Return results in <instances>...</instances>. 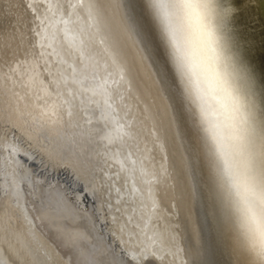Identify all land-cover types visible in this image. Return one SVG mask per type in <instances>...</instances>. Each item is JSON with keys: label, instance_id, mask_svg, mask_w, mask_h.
I'll list each match as a JSON object with an SVG mask.
<instances>
[{"label": "bare ground", "instance_id": "bare-ground-1", "mask_svg": "<svg viewBox=\"0 0 264 264\" xmlns=\"http://www.w3.org/2000/svg\"><path fill=\"white\" fill-rule=\"evenodd\" d=\"M0 1V221L18 212L28 252L37 259L52 253L61 264H252L225 187L230 179L252 194L264 182V0H218L228 13L231 50L245 71L244 106L232 109L227 146L223 130L209 134L196 113L204 217L193 245L176 258L167 249L175 201L192 227L197 207L194 192L171 178L172 153L156 114L154 46L138 0ZM11 1L18 6L12 16L3 8ZM218 87L228 86L221 78ZM172 127L186 153L181 124L174 119ZM60 205L69 211L54 216L51 209ZM134 207L143 210V224L127 242L117 225ZM6 241L0 249L20 258L7 253L5 264H20L21 249Z\"/></svg>", "mask_w": 264, "mask_h": 264}, {"label": "clouds", "instance_id": "clouds-1", "mask_svg": "<svg viewBox=\"0 0 264 264\" xmlns=\"http://www.w3.org/2000/svg\"><path fill=\"white\" fill-rule=\"evenodd\" d=\"M168 48L172 64L194 105L200 122L211 134L222 129L226 146L232 133V109L244 106L245 71L231 50L225 30L226 10L218 0H147ZM227 83L223 92L219 79ZM241 116V139L246 129ZM225 202L234 219L244 252L252 264H264V182L252 194L240 192L229 179Z\"/></svg>", "mask_w": 264, "mask_h": 264}, {"label": "rangeland", "instance_id": "rangeland-1", "mask_svg": "<svg viewBox=\"0 0 264 264\" xmlns=\"http://www.w3.org/2000/svg\"><path fill=\"white\" fill-rule=\"evenodd\" d=\"M140 2V3H139ZM146 2V3H145ZM145 3V4H144ZM138 6H139V12L141 15H143V18L144 20L146 21V32H147V39L149 40L150 44H151V47H153L152 49V52H153V57H152V70L153 72L155 73V77H156V87H157V90H159L158 92V101H159V106H158V109L156 111V114L160 120V123L162 125V131H163V134H165V141L166 142V145L168 149V153H172V154H169V158H170V161H169V165H170V169L172 168V171L171 172V178L172 180L175 182V183H181L183 184L186 188H189L191 189V193L192 194V198L194 197V205L197 207L195 209V216L197 218V222H196V225L195 226H191V222H190V219L188 216H183V214L181 213V210H180V205H179V200H176L175 201V204H174V209L176 211V219H175V229L173 230V235H172V238H171V244L167 247V249L169 251H171L173 253V256L176 258L179 256V254H181L188 246L190 245H193V243L195 242V234L197 232V230H199V227L201 226V224L203 223V205L201 206V197L203 196L201 191H203L204 187L202 185V176H201V162H200V155L201 152H202V136H201V132L198 128V117H196V109L194 107V105H192V102L190 101L189 97H187V93L185 91V88H184V85L182 84L181 82V79L180 77H177L178 74H173V73H176L175 70H174V66H172L173 64L171 63V59H170V56H169V51H168V48L166 47V45H164V41L163 39L161 38V34H160V31H159V28L158 26H156V21L153 20V16L149 10V5L147 3V0H138ZM144 8V10H143ZM147 10V11H146ZM149 11V13H148ZM149 14V15H147ZM147 15V16H145ZM150 18H149V17ZM153 18V19H152ZM153 20V22H152ZM148 21V22H147ZM152 22V23H151ZM149 26V27H148ZM151 27V28H150ZM154 27V28H153ZM149 31H148V30ZM155 29H158L157 31ZM154 31V33L152 32ZM150 35V36H149ZM155 36V37H154ZM152 38V39H151ZM161 38V40H160ZM155 39V41H154ZM161 41V42H160ZM163 41V42H162ZM155 43V44H154ZM158 44V45H157ZM158 50H157V49ZM161 50V51H160ZM163 50V51H162ZM158 51V52H157ZM168 51V53H167ZM155 53V54H154ZM162 54V55H161ZM158 55V56H157ZM155 61H157L155 63ZM153 63H155L153 65ZM158 63V65H157ZM161 63V64H160ZM169 63V64H168ZM171 63V64H170ZM165 66H163V65ZM160 65V66H159ZM162 65V66H161ZM167 65V66H166ZM170 65V66H169ZM170 67V68H169ZM173 67V69H171ZM157 68V69H156ZM160 68V69H159ZM166 69V70H165ZM156 70V71H155ZM159 70V71H158ZM172 70V71H171ZM173 72V73H172ZM158 73V74H157ZM168 73V75H167ZM171 73L173 74V76L171 75ZM177 75V76H176ZM176 76V77H175ZM168 77V78H167ZM176 79H174V78ZM173 79V80H171ZM175 80V83L172 81ZM170 82V85L169 83ZM177 82V84H176ZM176 84V86H174ZM179 84V85H178ZM163 85V87L161 86ZM179 87H178V86ZM181 85V86H180ZM183 85V86H182ZM161 86V88H160ZM174 86V87H173ZM165 87V89H164ZM167 88V89H166ZM168 88H170L168 90ZM179 88V89H178ZM167 93H166V91ZM178 90V92L176 91ZM163 91V92H162ZM161 92V93H160ZM175 93V94H173ZM161 94H164L163 96H166L165 98L162 97ZM171 94V95H169ZM168 95V96H167ZM174 95V96H173ZM161 96V97H159ZM171 97V98H170ZM162 98V99H161ZM185 98V99H184ZM186 98L188 99V101L186 100ZM161 99V100H160ZM170 99H173V100H170ZM180 99V101H179ZM172 101V102H171ZM187 101V102H186ZM167 102V103H166ZM176 102V103H175ZM186 102V103H185ZM173 105H172V104ZM175 103V105H174ZM164 104V105H163ZM166 104V105H165ZM172 105V106H171ZM178 105V106H177ZM190 105V106H189ZM165 106V107H164ZM169 106V107H168ZM187 106V107H186ZM169 109H168V108ZM186 107V108H185ZM172 108H174L172 110ZM178 108V110H177ZM180 108V109H179ZM189 108V109H188ZM193 108H194V111H193ZM167 110V111H165ZM172 110V111H171ZM175 111V112H174ZM184 113H183V112ZM188 111V112H186ZM192 111V112H191ZM161 115H159L158 113ZM165 114H164V113ZM179 112V113H177ZM170 113V114H169ZM176 113V115H175ZM190 113V114H189ZM189 114V115H188ZM193 114H194V117H193ZM172 115V116H171ZM188 115V116H187ZM180 116V117H179ZM171 117V118H170ZM174 117V118H173ZM191 117V118H190ZM168 118V119H167ZM189 118V119H188ZM197 118V119H196ZM166 119V120H165ZM171 119V120H170ZM177 120V123L180 127V124H181V131L184 133L185 135V138L187 140V142L185 143L186 145H188V148L186 146V153L185 152H181L182 150L180 149V146L178 147L177 146V134L176 132H174V129L172 127V123H173V120ZM179 119L183 120V121H180ZM188 119V120H187ZM191 119V120H190ZM172 123H171V122ZM185 121V122H184ZM188 121V122H186ZM191 121V122H190ZM197 121V122H195ZM164 123V124H163ZM184 123L186 125H184ZM190 123L191 124V127H190ZM171 124V126H170ZM166 125V126H165ZM164 126V127H163ZM183 127V128H182ZM197 127V128H195ZM165 128V129H164ZM171 128V129H170ZM185 128V129H184ZM167 129H168V133H167ZM173 129V131H172ZM170 130V131H169ZM196 130V131H195ZM186 131V132H185ZM171 132V133H170ZM199 133V134H197ZM169 134V135H167ZM174 134V136H173ZM196 136V137H195ZM174 137V138H173ZM201 137V138H200ZM172 138V139H171ZM188 138V139H187ZM196 138V139H195ZM175 139V140H174ZM200 139V140H198ZM192 141V142H191ZM193 141L195 143H193ZM203 142V141H202ZM173 143V144H172ZM191 143V145H190ZM170 144V146H168ZM196 144V145H195ZM194 145V147H193ZM198 145V146H197ZM172 146V147H171ZM191 146V147H189ZM174 147V148H173ZM177 147V149L175 148ZM200 147V148H199ZM199 148V149H198ZM260 148L263 150L264 152V143L262 144L261 143V146ZM189 149V150H188ZM192 149V150H191ZM194 149V150H193ZM196 149V152H193L195 151ZM176 154H175V152ZM179 151V152H178ZM174 152V153H173ZM192 152V153H191ZM198 152V153H197ZM180 153V154H178ZM179 156H178V155ZM197 154V155H196ZM183 155V156H182ZM194 157H193V156ZM196 155V156H195ZM177 156V157H176ZM189 158V160L186 158ZM182 157V159H181ZM177 158V159H176ZM191 158V159H190ZM194 158V159H193ZM176 159V161H175ZM187 159V160H186ZM172 161V162H171ZM182 161V162H181ZM192 161V162H191ZM187 162V163H186ZM196 162V163H195ZM176 163L178 165H176ZM191 163V164H190ZM185 164V165H184ZM196 164V165H195ZM173 165V167H172ZM181 165V166H180ZM186 166V167H185ZM193 167H196V168H193ZM179 168V169H178ZM182 168V169H181ZM186 170H185V169ZM185 171H184V170ZM197 169V170H196ZM179 170V171H178ZM183 170V171H182ZM188 170V171H187ZM193 170V171H192ZM188 175V176H187ZM197 176V177H196ZM199 176V177H198ZM175 177V178H174ZM195 179V180H194ZM177 180V181H176ZM193 187V188H192ZM195 189V190H194ZM1 195V193H0ZM196 196V197H195ZM2 198V197H1ZM1 200V199H0ZM199 204V205H198ZM201 208H200V207ZM142 210V209H141ZM140 209H138V207H134L133 210H132V213L131 215L129 216H126V220L124 218H120L122 221V223L120 222L119 225H117L119 227V229H122L123 232H125L126 234L124 235L125 238H126V241L128 242L129 240H131L135 233L140 229L141 225L143 224V221H142V214L143 213ZM200 210V211H199ZM140 211V212H139ZM2 212V210L0 209V213ZM198 212V213H197ZM136 216H135V215ZM201 214V215H200ZM141 215V216H140ZM6 218H2L1 221H0V234L2 232V234L0 235V242H2L3 240H7L5 245H13V246H18V249L20 250L21 249V254H23V260L22 259V262L20 261V264H27L29 262H32V263H29V264H61L59 262V260H57L55 258V255L52 254V253H48L47 255L43 256H40L39 259H37L35 257V255H31L28 249V244L27 246L24 245L26 244L27 242L25 241V238L23 237V235L19 232V229H18V226L17 224H19V220H18V212L17 211H11V213H6L4 215ZM201 216V217H200ZM128 218V219H127ZM8 220V221H7ZM7 222V223H6ZM8 224V225H7ZM177 224V225H176ZM17 226V227H16ZM132 226V227H131ZM139 226V227H138ZM6 227V229H5ZM17 229H16V228ZM10 229V231H9ZM12 229V230H11ZM2 230V231H1ZM11 232V233H9ZM3 235V236H2ZM9 235V236H8ZM11 235V236H10ZM12 235H15V236H12ZM3 237V238H2ZM7 237V238H6ZM12 237V239H11ZM14 238V239H13ZM18 240V241H17ZM13 241V243H12ZM22 241H25L22 242ZM5 242V241H4ZM19 242V243H18ZM10 243V244H9ZM23 243V244H22ZM22 244V245H21ZM20 247V248H19ZM2 251H0V264L2 262V264L6 263L8 261L7 259V253H8V256H11V257H14V255L11 254V250H6L5 248L4 249H0ZM25 250V251H24ZM11 251V252H10ZM18 251V250H17ZM58 251V250H56ZM10 252V253H9ZM20 252V251H18ZM59 252V251H58ZM5 254V255H4ZM31 256H30V255ZM27 255V256H26ZM53 255V256H52ZM17 258H20L18 255H16ZM25 256V257H24ZM30 256V257H29ZM34 259H33V258ZM7 259V260H6ZM60 260L62 258H59ZM31 260V261H30ZM34 260V261H33ZM36 260V261H35ZM43 260V261H42ZM44 260H45V263H44ZM49 262H48V261ZM29 261V262H28ZM38 261H40L38 263ZM51 261V262H50ZM25 262V263H24ZM27 262V263H26Z\"/></svg>", "mask_w": 264, "mask_h": 264}, {"label": "water", "instance_id": "water-1", "mask_svg": "<svg viewBox=\"0 0 264 264\" xmlns=\"http://www.w3.org/2000/svg\"><path fill=\"white\" fill-rule=\"evenodd\" d=\"M0 6H1V1H0ZM17 7L18 6L16 5V3L14 4L13 1H11L10 3L9 2H6V4L3 5V8L6 10L7 14H10V16L13 15L12 14L13 13V10L12 9H17ZM0 26H1V24H0ZM174 70H175V68H174ZM28 72L30 73V71H28ZM33 80H34V78H33ZM48 126H49V124H48ZM48 128L49 127H47V130H46V128H43L42 134L45 133L46 131H48ZM29 161H30V163H34L35 162V164H37V161H31V160H29ZM118 179L120 180L121 177L119 176ZM82 187H83V185H82Z\"/></svg>", "mask_w": 264, "mask_h": 264}, {"label": "snow or ice", "instance_id": "snow-or-ice-1", "mask_svg": "<svg viewBox=\"0 0 264 264\" xmlns=\"http://www.w3.org/2000/svg\"><path fill=\"white\" fill-rule=\"evenodd\" d=\"M69 210L66 208H63L62 205L60 206H55L51 209V212L54 216H60V215H64L68 212Z\"/></svg>", "mask_w": 264, "mask_h": 264}]
</instances>
